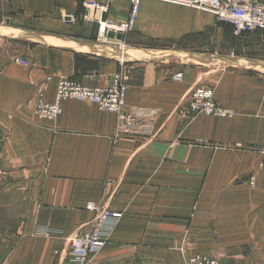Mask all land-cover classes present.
<instances>
[{"label":"crops","instance_id":"1","mask_svg":"<svg viewBox=\"0 0 264 264\" xmlns=\"http://www.w3.org/2000/svg\"><path fill=\"white\" fill-rule=\"evenodd\" d=\"M79 6L0 1V37L41 39L20 55L27 66L0 58V264H71L68 240L89 228L88 203L119 215L90 264H185L196 254L264 264V32L234 39L207 12L146 0L121 40V66L98 52ZM129 10L115 1L107 18L121 23ZM218 53L241 59L214 62ZM119 72L130 136L114 141L116 115L87 102L64 101L52 121L35 115L60 79L107 87ZM196 87L233 116H191Z\"/></svg>","mask_w":264,"mask_h":264},{"label":"built area","instance_id":"2","mask_svg":"<svg viewBox=\"0 0 264 264\" xmlns=\"http://www.w3.org/2000/svg\"><path fill=\"white\" fill-rule=\"evenodd\" d=\"M5 1V0H0ZM7 1V0H6ZM74 2L82 9L81 22L96 28V49L100 54L104 48L114 56L117 62L125 64L126 48L117 40L129 34L136 21L139 6L146 0H126L130 5L129 14L125 21L115 23L108 20L107 15L111 3L118 0H61ZM169 3L180 7H188L211 14L220 25L228 26L234 37L246 33L264 31V0H151ZM113 33L114 38L107 37ZM14 63L27 66L29 62L17 56L12 59ZM182 74L178 73L172 80L179 82ZM49 80V79H47ZM129 86L126 83L124 72H119L112 77L107 87L90 88L77 81L60 79L57 82L54 99L51 103L39 97L36 102L35 115L42 120H55L62 111L64 101L74 100L95 105L100 111L116 115L114 141L130 136L134 123V114L127 112L126 95ZM188 111L191 116H212L216 118H230L233 112L218 106L213 99V91L207 88L194 89L188 99ZM264 167V161L260 164ZM250 187L253 186V177L249 178ZM85 210L93 214L89 228L72 235L68 240V256L71 264H90L91 259L104 249L107 236L116 227L119 215L100 204L88 203ZM186 264H218L217 259L205 255H193Z\"/></svg>","mask_w":264,"mask_h":264},{"label":"rangeland","instance_id":"3","mask_svg":"<svg viewBox=\"0 0 264 264\" xmlns=\"http://www.w3.org/2000/svg\"><path fill=\"white\" fill-rule=\"evenodd\" d=\"M11 37H17V39L11 38ZM235 38L236 37H234V39ZM3 39H6V40H3ZM31 40H33L35 42L41 41V39L38 36H35V35H16V34H11L9 38L0 37V58H1V62H6L8 60H11L12 58L20 56L24 52H27L28 49L30 48L31 44H32ZM218 54L219 55H216V57L217 56H220V57H218L216 59V61H214V62H218V63H221V62H225L226 63V62H228L229 63L231 61L233 62V61H236L238 59H241V57L240 56L238 57V55H232V56L229 55L227 57L226 55H222L221 56V53H218ZM187 56H188V54H187ZM253 66H257V65L253 64ZM196 88H203V87H196ZM196 88H194V89H196ZM207 89H210V88H207ZM213 99H214V92H213ZM214 102H215V100H214ZM225 109H227V108H225ZM229 110H231V109H229ZM210 117H212V116H210ZM1 230H2V227H1ZM3 230H4V228H3Z\"/></svg>","mask_w":264,"mask_h":264},{"label":"bare ground","instance_id":"4","mask_svg":"<svg viewBox=\"0 0 264 264\" xmlns=\"http://www.w3.org/2000/svg\"><path fill=\"white\" fill-rule=\"evenodd\" d=\"M46 41L50 44H53V45H61V41L59 42L58 40H55V39L54 40L53 39H46Z\"/></svg>","mask_w":264,"mask_h":264},{"label":"water","instance_id":"5","mask_svg":"<svg viewBox=\"0 0 264 264\" xmlns=\"http://www.w3.org/2000/svg\"><path fill=\"white\" fill-rule=\"evenodd\" d=\"M107 37L110 38V39H112V38H114V34L111 33V32H109V33H107ZM116 39H117V40H121L122 37H121L120 35H117V36H116Z\"/></svg>","mask_w":264,"mask_h":264},{"label":"trees","instance_id":"6","mask_svg":"<svg viewBox=\"0 0 264 264\" xmlns=\"http://www.w3.org/2000/svg\"><path fill=\"white\" fill-rule=\"evenodd\" d=\"M80 7V6H79ZM231 31V30H230ZM264 32V31H263ZM263 32H253V33H263ZM247 34V33H246Z\"/></svg>","mask_w":264,"mask_h":264}]
</instances>
